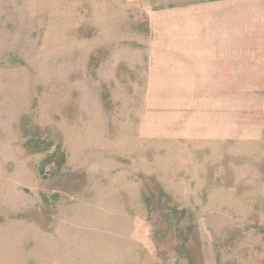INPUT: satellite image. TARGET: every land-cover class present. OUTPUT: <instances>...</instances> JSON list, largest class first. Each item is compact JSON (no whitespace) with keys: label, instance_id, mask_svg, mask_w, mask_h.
<instances>
[{"label":"rangeland","instance_id":"1","mask_svg":"<svg viewBox=\"0 0 264 264\" xmlns=\"http://www.w3.org/2000/svg\"><path fill=\"white\" fill-rule=\"evenodd\" d=\"M0 264H264V0H0Z\"/></svg>","mask_w":264,"mask_h":264}]
</instances>
